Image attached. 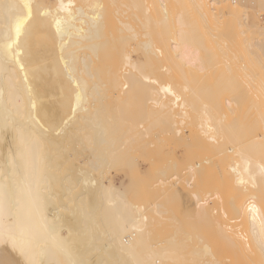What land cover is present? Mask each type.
I'll list each match as a JSON object with an SVG mask.
<instances>
[{
	"label": "bare ground",
	"instance_id": "1",
	"mask_svg": "<svg viewBox=\"0 0 264 264\" xmlns=\"http://www.w3.org/2000/svg\"><path fill=\"white\" fill-rule=\"evenodd\" d=\"M263 69L264 0H0V264H264Z\"/></svg>",
	"mask_w": 264,
	"mask_h": 264
},
{
	"label": "rangeland",
	"instance_id": "2",
	"mask_svg": "<svg viewBox=\"0 0 264 264\" xmlns=\"http://www.w3.org/2000/svg\"><path fill=\"white\" fill-rule=\"evenodd\" d=\"M170 3H171V2H170ZM173 3H174V4H177V5H176L177 7H179V5H180V4L175 3V2H173ZM171 4H172V3H171ZM174 4H173V5H174ZM173 5H171V6H172V8L175 9V10L172 11V12H175V11H176V8H175ZM173 9H172V10H173ZM150 28H151V27H150ZM151 30H154V29L152 28ZM152 32H153V31H152ZM166 36H167V34H166ZM166 38H167V37H166ZM209 39H210V38H209ZM166 43H167V42H166ZM208 43H209V42H208ZM208 43H207V45H208ZM212 44H213V43H212ZM209 45H210V44H209ZM203 62H204V61H203ZM244 62H245V61H244ZM205 63H206V62H205ZM246 63H247V61H246ZM172 64H173V63H172ZM203 64H204V63H203ZM206 65H207V64H206ZM206 65H204V66L206 67ZM250 65H251V64L248 63L246 67H248V69L252 68L253 65H252V66H250ZM256 65H257V64H256ZM173 66H175V65H173ZM173 66H172V67H173ZM215 66H216V64H215L214 66H212V67L216 68ZM249 66H250V68H249ZM177 67H178V66H177ZM177 67H175V68H177ZM210 67H211V66H210ZM254 67H255V66H253V68H254ZM259 67H260V66H259ZM259 67H256V68H259ZM173 68H174V67H173ZM175 68H174L173 70H175ZM217 68H220V67H219V64H218V67H217ZM253 68H252V69H253ZM256 68H255V69H256ZM177 69H178V68H177ZM252 69H251L250 71H251V72L254 71V73H255V69H254V70H252ZM205 70H206V69H205ZM205 70H203L202 73L205 72ZM209 70H212V69L209 68V69L207 70L208 72L206 71V72L208 73V74H207L208 76H209V72H210ZM256 70H258V69H256ZM261 70H262V69H261ZM263 70H264V69H263ZM178 71H181L180 68L178 69ZM241 71H242V70H241ZM176 72H177V71H176ZM211 72H212V71H211ZM242 72H244V71H242ZM258 72H259V71H257V73H258ZM177 73L179 74L180 72H177ZM177 73H176V74H177ZM194 73H195V72H194ZM194 73H193V74H194ZM197 73H198V72H197ZM262 73H263V72H260V73H258V74H259V75H262ZM178 74H177V76H178ZM181 74H182V73H180L179 76H180V77H181V76L183 77V75H181ZM195 74H196V73H195ZM199 74H200V71H199ZM199 74H198V75H199ZM205 74H206V73H205ZM243 74H244V73H243ZM243 74L241 73V75L244 77L245 74H244V75H243ZM196 75H197V74H196ZM200 75H201V74H200ZM200 75H199V76H200ZM207 75H206V76H207ZM252 75L255 76L256 73H255V75L252 73ZM189 76H190V75H189ZM189 76H188V77H189ZM199 76H198L197 78H200ZM242 76H241V77H242ZM182 77H181V78H182ZM192 77H193V76H192ZM259 77H260V76H259ZM259 77H258V75H257V78H259ZM204 78H205V77H204ZM247 78H248V77H245L244 80H246ZM176 79H177V77H176ZM188 79H192V78L189 77ZM205 79H206V78H205ZM177 81L179 82V81H183V80L178 78ZM202 81H203V80H202ZM207 81H208V77H207ZM207 81H206V84H207ZM191 82H192V81H191ZM191 82H190V83H191ZM195 82H196V81H195ZM199 82H200V81H199ZM203 83H204V81H203ZM254 83H256V81H255ZM193 118H194V117H193ZM193 118L191 119V121L195 122V121H194L195 119H193ZM176 119H178V118H176ZM188 120H189V119H187V120H185L184 122H182V124L185 125L186 127H187V125H188V122H187ZM178 121H179V120H178ZM191 121H189V124H190V125H191V124L193 125L194 123H193V122L190 123ZM185 122H187V124H186ZM179 123L181 124L180 121H179ZM195 123H196V122H195ZM174 124H175V123H174ZM176 124H177V123H176ZM192 125L190 126L191 129H189L190 127H189V125H188V127H189L188 130H190V131H188V133H189V132H192V128L194 129L195 126H196V124H195L193 127H192ZM176 126H180V125H176ZM181 127L183 128V129H182L183 131L185 130L184 132H183V131H182V132H183V133H187V130L184 129V127H183L182 125H181ZM154 128H156V127H154ZM156 129H158V127H157ZM159 129H160V128H159ZM152 130H153V129H151V132H152ZM156 131H158V130H156ZM159 133H160V132H159ZM159 133H158L157 137L160 136ZM150 134H151V133H150ZM154 134H155V137H154V135L152 134L153 139H155V138L157 139V137H156L157 132H155V130H154ZM163 134H164V133H163ZM163 134L161 133L162 136H163ZM168 135H169V134H168ZM170 136H171V135H170ZM150 137H151V135H150ZM163 137H164V136H163ZM148 138H149V137H148ZM158 138L161 139L162 137H158ZM151 139H152V138H151ZM153 139H152V140H153ZM156 139H155V140H156ZM162 139H163V138H162ZM165 139H166V137H165ZM165 139H164V140H165ZM148 140H149V139H148ZM155 140L153 141L154 143H155ZM150 141H151V140H150ZM156 141L158 142V140H156ZM166 141H168V139H166L165 141H163V140H159V142H160L163 146H164V145L166 146L167 144H170L169 146H167V147H168L167 150H166L165 147H164L165 149H163V150L161 149V151H162L163 154H165V153H164L165 151H169V150H171V146H172V145H171V144H172L171 142L168 143V142H166ZM175 141H176V140H175ZM148 142H149V141H148ZM157 142H156V143H157ZM159 142H158V143H159ZM177 142H179V141H177ZM149 143H151V142H149ZM154 143H153V146H154V147H152L153 149L156 147V145H154ZM165 143H167V144H165ZM161 144H159V145L161 146ZM174 144H175V142H174ZM177 144H178V143H177ZM181 144H182V143H181ZM181 144H180V145H177V146H178V148L176 147L177 150H176L175 148H173V149L175 150V151H172V152H173V155H175V154H176V155H175V156L172 155V157H171L172 159H173V157H174V158H176L175 160H177L178 158L181 157V155H180L181 153H182V154L185 153V154H183V155L185 156V155H186V152H185V151H189V150H190L189 148H188L189 150H187V148L182 144V145L185 147V149H184V147H183ZM151 145H152V144H151ZM151 145H150V146H151ZM159 145L157 144V146H159ZM150 146H149V148H150ZM175 146H176V144H175ZM175 146H174V147H175ZM199 146L201 147V145H195V144H194V145H193V144L188 145V147H192V148H191L192 150H193V148H194V149L197 150V151H200V149L198 148ZM173 149H172V150H173ZM158 150H159V149L157 148V151H158ZM178 150H179V151H178ZM182 150H183V151L185 150V151L183 152ZM147 151H152V150L147 149ZM159 151H160V150H159ZM159 151H158L157 154L154 152L155 155H153V154H154L153 151L151 152V155H153V156H152V159H153V157L155 158V156H156V164L158 163V162H157V159H160ZM176 152H178V155H177ZM194 152H195V153H194ZM203 152H205L204 149L202 150L201 154L204 155V156H207V153L205 152V153H206V155H205ZM188 153H189V152H188ZM188 153H187V154H188ZM192 153L196 155L197 152L193 150V151H191V154H192ZM148 154H149V157H150V156H151V155H150V152H148ZM160 154H161V152H160ZM166 154H167V152H166ZM170 154H171V153H170ZM170 154H169V155H170ZM191 154L189 153V155H191ZM179 155H180V156H179ZM183 155H182V157H181L180 160H179V161H181V162H179V161H177V162H178L179 164H181V163H182V160L184 159V161L186 162V165H188L189 162H187V161L185 160V158H186V156L189 157V155H186L185 157H184ZM199 155H200V154H199ZM202 155H200V156H201V157H204V156H202ZM162 156L164 157V155H162ZM162 156H161V157H162ZM165 156H166V155H165ZM170 156H171V155H170ZM170 156H169L168 158H170ZM177 156H178V158H177ZM192 156H193V155H191L190 159H192ZM196 156H197V155H196ZM200 156H199L200 160L203 159V158H201ZM158 157H159V158H158ZM163 157H162V158H163ZM188 157H187V158H188ZM193 157H194V156H193ZM166 158H167V157H166ZM166 158H165V162L169 161V159L166 160ZM182 158H183V159H182ZM187 158H186V159H187ZM196 158H197V157H196ZM196 158H195V159H196ZM190 159H189V161H190ZM160 160H161V159H160ZM160 160H159V162H160ZM192 160H194V158H193ZM192 160H191V161H192ZM170 161H171V159H170ZM172 161H173V160H172ZM191 161H190V163H191ZM195 161H197V160H194L193 162H195ZM198 161H199V160H198ZM153 162H155V160H154ZM185 162H184V163H185ZM193 162H192V163H193ZM162 163H163V164H166V163H164V160L162 161ZM162 163L160 162V166H161ZM184 163H182V164H183L185 167H187ZM156 164H155V165H156ZM163 164H162V165H163ZM176 164H177V163H176ZM179 164H178V165H179ZM156 166H157V165H156ZM158 166H159V165H158ZM176 166H177V165H176ZM180 166H182V165H179V167H180ZM184 166H183L182 171H181L180 168H178L179 172H180V171L182 172V173L180 172V174H182V175L185 174L186 171H187L186 169H184ZM172 170H173V169H172ZM183 170H184L185 173L183 172ZM153 173H154V172H152V176H151V173H150V176H149V174H146V175H147L146 177L144 176V177L146 178V179H145V182H146L147 180H150V179H151V180L154 179V182L156 181V180H155V179H156V177H155L156 174L153 175ZM187 174H188V173H187ZM187 174H186V175H187ZM186 175H185V176H186ZM188 175H189V177H190V174H188ZM207 175H209V174H207ZM148 176H149V177H148ZM183 176H184V175H183ZM144 177H143V179H142V177H141L140 179L144 180ZM189 177H188V178H189ZM147 178H148V179H147ZM180 178H182V176H181ZM137 179H139V178H136L135 180H137ZM182 179H183V181H184V178H182ZM205 179H206V177H205ZM151 180L148 181V182H146L147 184H146V183L143 184V182H144V181H143L142 184L145 185V186H142V185L140 184L141 180H139V183L137 184L138 186L136 185V186H137V192L133 190V188H134V189L136 188V186H134V187L131 188V189H132V192H134V193H133L134 195H132V192H131V189H130V190H129V193L127 194V197H128L130 200H131V199H134V201L131 200V201H133V202H135V200H136L135 203L144 204V203H142V202L145 201V203H147L146 205H148L152 200H153V201H155V200L157 201V200H158V202H160L161 204H163L164 202H166V201H165L166 199H167V202H168V198H166V196H167V194H168L170 191H168V192L166 193L167 189H166V190H163L162 187L160 188L159 186H155V187L153 188L152 185L154 186L155 184L153 183V181L151 182ZM186 180H187V178H186ZM186 180H185V182H186ZM181 181H182V180H181ZM204 182H205V181H204ZM148 183H149V184H148ZM139 184H140V186H142V187L140 188V190H139L140 192L138 191V189H139V187H140ZM151 184H152V185H151ZM146 185H147V188H148V189H146ZM148 185H149V186H148ZM150 185H151V186H150ZM187 186H188V185H187ZM187 186H186V187H187ZM144 187H145V188H144ZM151 187H152L154 190H152ZM186 187H185V188H184V187H183V188L181 187L182 190H181L180 187H179L180 190L178 189L177 192L174 191V194H173V193H172V194L169 193V196H168V197H171V198L173 197L172 199H174V200H171L172 203H171V202H168V203H169V204H168V203L166 202L165 204H168L167 206L170 205V206H169L170 209L173 208V207H175L176 205H178V204H176V203H177V202H176L177 200H175L177 197L174 198V197H175V193H178V192H179V193H178L179 196H180V197L178 196L179 199H181V197H183V196H186V194H188L187 196L190 195L189 193H187V191H188V192H189V190L192 191V189H190V188L187 187V188L189 189V190H188V189H186ZM189 187H190V186H189ZM150 188H151V189H150ZM155 188H156V189H155ZM142 189H146V190H144V191L142 192V191H141ZM149 189H150V190H149ZM158 189H160V190H158ZM196 189H197V188H194L193 190H196ZM161 190H162V191H161ZM184 190H187V191L182 192V191H184ZM148 191H149V192H148ZM152 191H153V193H154V194L152 193L153 196H152V194H149V193L152 192ZM154 191H155V192H154ZM164 191H165V192H164ZM156 192H157V193H156ZM158 192H159V193H158ZM136 193H137V194L139 193V194L137 195ZM144 193H146V194L148 193V194L150 195V197H153V199H151V198L148 196V194H147V195L145 196V197H148V198H146V200H147V201H146L145 198H143V197H144ZM162 193H163V195H162ZM164 193H165V194H164ZM184 193H185V195H183ZM224 193L226 194L227 191H224L222 194L224 195ZM156 194H158V197H155ZM228 194H229V193H227V195H228ZM131 195H132V198H130ZM142 195H143V197H141ZM154 195H155V196H154ZM161 195H162V197L165 196L163 199L166 198L165 200L162 199V200L164 201L163 203H162V200H161L162 197H160ZM181 195H182V196H181ZM227 195H225V196H227ZM129 196H130V197H129ZM133 196H135V197L133 198ZM138 196H139V197H138ZM176 196H177V194H176ZM187 196H186V197H187ZM140 197H141L143 200H142ZM154 197H155V198H154ZM136 198H138V199H136ZM139 199H140V200H139ZM186 199H187V198H186ZM137 200H138V201H137ZM188 200H190V199H188ZM188 200H187V201L185 200V201L187 202V204H188ZM149 201H150V202H149ZM178 201H179V200H178ZM174 202H175V204H174ZM178 203H179V202H178ZM183 203H184V202H182V199H181V201H180L179 204H180L182 207H180V205H179V207L176 206L177 208L175 207V210H176L175 212L178 211V213H176V214H178V215H177L175 218H176L177 220H181V221H184V220L179 216V214L182 213V214L185 215V213H183V212H184L183 210H185V209L183 208V206H186V205H185V204L183 205ZM173 204H174L175 206H172ZM146 205H145V206H146ZM167 206H166V207H167ZM171 206H172V207H171ZM167 208H168V207H167ZM167 208H165V209L167 210V212H169L170 210H168L169 208H168V209H167ZM186 208H187V206H186ZM179 209H181V210H179ZM188 209H189V208H188ZM173 210H174V209H173ZM179 211H180V213H179ZM171 212H172V209H171L170 213H171ZM173 212H174V211H173ZM175 212H174V214H175ZM185 212H189V210H188V211L186 210ZM182 214H180V215L182 216ZM168 215H169V214H168ZM170 215H172V214H170ZM182 217H183V216H182ZM193 219H194V218H193ZM193 219H191L192 223H195V224H196V223L198 222V221H197L198 219L195 218L194 221H193ZM166 221H167V220H166ZM189 221H190V220H189ZM200 222H201V221H200ZM202 222H203V221H202ZM167 223H168V222H167ZM164 224H166V223L164 222ZM164 224H163V225H164ZM167 227H168V226H167ZM160 228H161V227H160ZM160 228H159L160 232H161V233L164 232L165 226H163L164 229L161 228L163 231H162ZM168 228H169V227H168ZM204 228H206V226H205ZM209 228H210V227H209ZM170 230H171V229H170ZM209 230H210V229H209ZM166 231H167V230H166ZM207 231H208V230H207ZM207 231H206V232H207ZM169 232H170V231H169V229H168L167 234H168ZM208 232H209V231H208ZM208 232H207V233H208ZM155 233H156L155 236L152 235V237H156V236H157V238H158V237L161 235V233L158 232V229H157V228L155 229ZM159 234H160V235H159ZM210 234H211V233H208V236H209ZM163 235H166V233H165V234L163 233ZM161 236H162V235H161ZM213 237H214V236H213ZM213 237H211V238H213ZM213 239H214V238H213ZM219 241H220V240H219ZM214 243H215V242H213L212 244H214ZM220 243H221V242H220ZM218 244H219V242H218ZM219 246H220V247H219ZM219 246H217V244H216V246H215L216 248L213 246L215 249H212V250H213V251H214V250L216 251V249H218V251L215 252V254L218 253V252L220 251V252H221V255H220V254H217V256H219L220 259L222 260V258H224L227 254H226V253L223 254V252H222V250H223V249H221V248H222V243H221V245L219 244ZM223 251H224V250H223ZM224 252H225V251H224ZM216 258H217V257H216ZM225 258H226V257H225ZM225 258H224V259H225ZM220 259H219V261H220ZM228 259H229V258H228ZM222 261H223V262H221V264H223V263H224V264H228V263H229V262L226 263V260H225V261L222 260ZM183 262H184V261H183ZM192 262H194V261L186 260L185 264H192ZM195 262H196V261H195ZM232 262H233V263H231V264H242L240 258H237V257H236V259H234ZM176 263H177V262H176ZM180 263H181V262H180ZM219 263H220V262H219ZM171 264H173V262H172ZM174 264H175V262H174ZM177 264H178V263H177ZM182 264H183V263H182ZM196 264H197V263H196ZM198 264H199V263H198Z\"/></svg>",
	"mask_w": 264,
	"mask_h": 264
}]
</instances>
